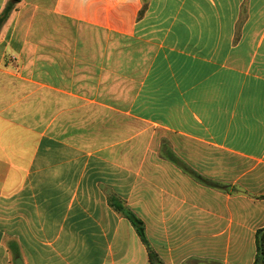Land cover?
<instances>
[{
	"label": "crops",
	"instance_id": "0c3cea01",
	"mask_svg": "<svg viewBox=\"0 0 264 264\" xmlns=\"http://www.w3.org/2000/svg\"><path fill=\"white\" fill-rule=\"evenodd\" d=\"M0 264H253L264 0H0ZM206 183L199 184L174 163Z\"/></svg>",
	"mask_w": 264,
	"mask_h": 264
},
{
	"label": "trees",
	"instance_id": "16d2710c",
	"mask_svg": "<svg viewBox=\"0 0 264 264\" xmlns=\"http://www.w3.org/2000/svg\"><path fill=\"white\" fill-rule=\"evenodd\" d=\"M9 6L0 14V27L4 24L8 17ZM180 169L190 176L194 181L199 184H205L206 182L192 170L185 167L183 164L175 162ZM109 206L122 217L127 219L134 228L141 242L145 245L147 251V257L149 264H162L156 254L150 248L144 234V226L140 219H138L124 204L116 197L110 196L107 198ZM255 258L253 264H264V228L259 229L255 233Z\"/></svg>",
	"mask_w": 264,
	"mask_h": 264
},
{
	"label": "water",
	"instance_id": "95a60500",
	"mask_svg": "<svg viewBox=\"0 0 264 264\" xmlns=\"http://www.w3.org/2000/svg\"><path fill=\"white\" fill-rule=\"evenodd\" d=\"M12 1H13V0H12ZM18 262H20V261H17L16 264H17Z\"/></svg>",
	"mask_w": 264,
	"mask_h": 264
}]
</instances>
